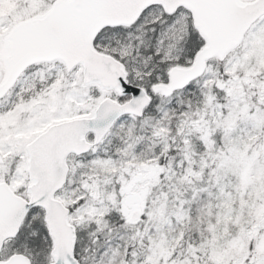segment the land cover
Here are the masks:
<instances>
[{
  "label": "snow or ice",
  "instance_id": "6c2138e0",
  "mask_svg": "<svg viewBox=\"0 0 264 264\" xmlns=\"http://www.w3.org/2000/svg\"><path fill=\"white\" fill-rule=\"evenodd\" d=\"M0 264H264V0H0Z\"/></svg>",
  "mask_w": 264,
  "mask_h": 264
}]
</instances>
